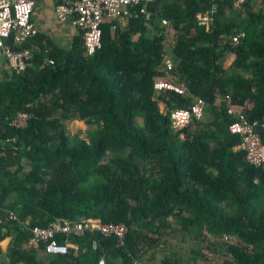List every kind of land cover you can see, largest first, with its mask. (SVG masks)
Listing matches in <instances>:
<instances>
[{
	"label": "trees",
	"instance_id": "obj_1",
	"mask_svg": "<svg viewBox=\"0 0 264 264\" xmlns=\"http://www.w3.org/2000/svg\"><path fill=\"white\" fill-rule=\"evenodd\" d=\"M243 8L153 0L124 26L105 23L94 54L80 28L69 51L41 31L7 40L33 58L0 80V254L11 238V264H264V165L230 130L243 122L231 107H242L264 144V0ZM206 15L209 26L200 24ZM169 72L187 92H157ZM200 98L203 116L177 125L173 111ZM75 121L85 134L71 131ZM81 219L128 232L124 242L99 230L57 232L74 245L66 254L27 247L35 226ZM181 234L193 242L190 257L172 244Z\"/></svg>",
	"mask_w": 264,
	"mask_h": 264
},
{
	"label": "built area",
	"instance_id": "obj_2",
	"mask_svg": "<svg viewBox=\"0 0 264 264\" xmlns=\"http://www.w3.org/2000/svg\"><path fill=\"white\" fill-rule=\"evenodd\" d=\"M58 4L56 12L59 18L64 21L72 20V24L85 32V42L88 53L94 54L101 49L103 45V25L105 23L125 25L128 18L137 16L140 13L134 9L142 6L141 13H146V4L153 0H55ZM249 0H233L237 9H242ZM36 7V0H0V49H3L11 60L25 65L30 51H15L8 44L7 40L16 35L17 40L33 37L38 33V29L33 23V14ZM215 10V8H214ZM200 24L209 26V17L202 16L199 18ZM164 25L169 21L164 20ZM242 34L233 35L232 41L237 45L241 41ZM168 69L174 67V63L168 60ZM169 76L159 79L156 82L157 92L172 90L177 93L187 92L185 83L180 82L177 75L169 72ZM206 102L200 98L190 109H178L173 111L172 119L177 125L188 124L194 116L202 117L204 114ZM231 113L238 114L243 122H233L230 130L233 133L244 135L245 142L243 146L248 150L249 160L256 165H264V144L261 134L258 132L260 123L251 122L244 113L242 107H231ZM22 123L26 124L27 116H23ZM264 131V123L261 124ZM16 217L15 214L12 218ZM33 235L28 242V248L45 249L48 254H66L74 245L71 242L59 243L56 240L57 232L75 233L84 235L87 231L99 230L105 236L115 235L122 242L128 232L125 224H103L100 221L92 219H81L75 222L66 221V225L53 226L44 228L35 226ZM93 247L99 248L97 240L94 241ZM105 263V258L101 259ZM137 264H145L137 262Z\"/></svg>",
	"mask_w": 264,
	"mask_h": 264
},
{
	"label": "crops",
	"instance_id": "obj_3",
	"mask_svg": "<svg viewBox=\"0 0 264 264\" xmlns=\"http://www.w3.org/2000/svg\"><path fill=\"white\" fill-rule=\"evenodd\" d=\"M57 4L58 3L55 0H36V7L33 14V23L35 24L38 31L47 33L50 36L51 40L55 42L56 45L55 47L59 48L60 50L69 51L75 44L76 41L75 38L80 36L81 34L77 33V27H75L72 24V20L64 21L63 19L59 18L56 12ZM80 30L83 31L82 29ZM57 32H60L62 35L61 36L58 35ZM52 33H55L57 35L58 40H55L52 37ZM15 39H16V35H15ZM24 40L25 39L22 40L16 39V42L17 44H19L22 43ZM7 44L15 51H25V50L30 51L31 56H29L28 59L33 58L31 48L14 49L11 44L9 43ZM84 45H85V40H84ZM233 60L234 58L231 57L229 64H231ZM46 62L51 63L52 60H47ZM14 63H17V61L11 60L4 50L0 49V80L10 78L15 73L20 74L21 69H23L26 66V65H20L17 69H15L14 68L15 65H12ZM4 242L2 243L4 253L0 254V259L6 264H11V260L6 254L9 244L11 242V238H7Z\"/></svg>",
	"mask_w": 264,
	"mask_h": 264
},
{
	"label": "rangeland",
	"instance_id": "obj_4",
	"mask_svg": "<svg viewBox=\"0 0 264 264\" xmlns=\"http://www.w3.org/2000/svg\"><path fill=\"white\" fill-rule=\"evenodd\" d=\"M60 31H61V30H60ZM61 32H62V31H61ZM57 34L60 35V36L62 35L60 32H57ZM52 37H53L55 40H58V37H57V35H56L55 33H52ZM161 106H162V109L164 110L165 105H164L163 103H161ZM70 129H71V131H72L73 133H74V132H80V131H83L84 134H85L86 131L88 130V125H87L85 122H83V121H75V122H73L72 124H70ZM84 136H86V135H84ZM182 236H183V234H181V235L179 236V238L172 237V238H171V239H172V244H173V245H177L178 248H179L180 250H183L184 252H186V253H187V256L190 257V256H192V255H191V249H192L193 242L190 241V240H188L187 242L181 241ZM6 242H7V241H6ZM6 242H4V243H6ZM206 253H209V255H210L211 257L213 256V254L210 253L208 250L206 251ZM199 264H206V262H202V261H200Z\"/></svg>",
	"mask_w": 264,
	"mask_h": 264
},
{
	"label": "clouds",
	"instance_id": "obj_5",
	"mask_svg": "<svg viewBox=\"0 0 264 264\" xmlns=\"http://www.w3.org/2000/svg\"><path fill=\"white\" fill-rule=\"evenodd\" d=\"M213 12H215V11H213ZM209 25H210V22H209Z\"/></svg>",
	"mask_w": 264,
	"mask_h": 264
}]
</instances>
